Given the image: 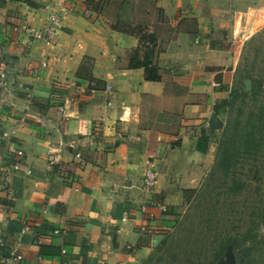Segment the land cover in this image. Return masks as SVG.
Wrapping results in <instances>:
<instances>
[{
  "label": "crops",
  "instance_id": "crops-1",
  "mask_svg": "<svg viewBox=\"0 0 264 264\" xmlns=\"http://www.w3.org/2000/svg\"><path fill=\"white\" fill-rule=\"evenodd\" d=\"M155 3L167 20L149 27L151 82L130 68L140 38L87 0H0V264H141L202 183L213 144L197 150L201 129L215 138L204 125L230 97L264 0ZM60 11L53 45L34 41ZM149 169L159 176L146 194Z\"/></svg>",
  "mask_w": 264,
  "mask_h": 264
},
{
  "label": "rangeland",
  "instance_id": "rangeland-1",
  "mask_svg": "<svg viewBox=\"0 0 264 264\" xmlns=\"http://www.w3.org/2000/svg\"><path fill=\"white\" fill-rule=\"evenodd\" d=\"M115 1L121 7H107L105 15L111 21L118 18L149 28L161 20L153 10L154 0ZM238 48L233 90L247 92V96L220 116L223 127L213 138L211 163L197 193L182 206L170 233L141 264L209 262L221 247L240 240L250 230L258 241H264V25L241 41ZM248 82L252 85L250 91ZM227 140L233 144L230 153L223 156L220 147ZM260 246L248 242L236 251L232 247L229 250L239 261L243 249H249L254 264H263Z\"/></svg>",
  "mask_w": 264,
  "mask_h": 264
},
{
  "label": "trees",
  "instance_id": "trees-1",
  "mask_svg": "<svg viewBox=\"0 0 264 264\" xmlns=\"http://www.w3.org/2000/svg\"><path fill=\"white\" fill-rule=\"evenodd\" d=\"M18 1H24L29 2V0H18ZM156 2V0H154ZM154 2L153 10L157 15H159V18L162 22H165L167 19L164 17V12L161 9H158L156 7V3ZM119 2L115 0H87V6L88 8L98 14V15H106L107 7L110 6H118ZM121 7V4L119 5ZM112 28L114 31L127 34L130 36H134L137 38H140V41L142 43L141 48H139L137 51L133 53L130 68L137 69V68H144L146 73V80L151 82H158L161 80L159 75V69L158 67L152 62L151 58L153 56L152 50H150L151 46L154 43V37L153 35L149 34V28L147 25L138 23L133 24L126 21H123L121 19L116 18L113 21ZM145 52V58L143 61H139L140 52ZM87 61V60H86ZM90 61H88L89 63ZM85 78H88L90 82L93 81L92 75H86ZM247 96V92L244 93H237V91L232 90L230 97L228 100L224 101L220 110V107H215V113L218 117L225 115L227 111L233 107L235 102L240 99L241 97ZM200 138L198 142L197 150L202 154H207L209 146L211 145L213 141V136L210 134V132L201 129L200 132ZM251 134L249 135V137ZM229 137V136H227ZM250 141H254L256 143L257 140L251 139ZM232 142L230 140H227L226 142H223L222 146L220 147V154L221 155H228L230 153V148L232 146ZM223 160V158H222ZM197 193L196 190H187L184 192V204L188 205L190 199L194 194ZM173 212V210H172ZM179 217V216H178ZM253 230H250L244 235H241L240 240H235L234 243H227L225 247H221L219 251H216L214 255L212 256V259L209 262L205 263H190V264H219L222 260H224L225 255L230 247H232L235 251L238 250L243 244L252 242L253 244L261 245L260 246V253H264V241L259 240L257 238V235H254L252 232ZM170 232L166 231L164 232L165 235H168ZM244 255L240 257L238 264H254L253 260L255 258H252L251 253L249 249H243ZM264 264V261H263Z\"/></svg>",
  "mask_w": 264,
  "mask_h": 264
},
{
  "label": "built area",
  "instance_id": "built-area-1",
  "mask_svg": "<svg viewBox=\"0 0 264 264\" xmlns=\"http://www.w3.org/2000/svg\"><path fill=\"white\" fill-rule=\"evenodd\" d=\"M64 13L65 11H60V12H54L49 15V21L47 26L44 29L41 30H36V31H31L30 32V37L36 41L44 44L45 46H51L53 43L56 41L60 31L63 29V23H64ZM8 73L2 72L0 74V82L2 86H7L8 85V79H7ZM92 86L94 83L91 84ZM215 85V84H214ZM70 103L69 100L65 99L64 101L60 102L58 104V110L60 112H64L66 110L67 105ZM206 129H210L209 123H206L204 125ZM8 133H3V137L6 138L8 137ZM78 157L81 156L80 153L77 155ZM16 169H19V165L16 166ZM159 176V172L155 171L154 169H149L145 172L144 174V180L142 183V190L146 193H152L153 190L155 189V185L157 183V179ZM163 211L166 212L167 209L163 208ZM24 231V230H23ZM145 232V229L142 230V233ZM54 234L59 235L61 234L60 230H55ZM64 255L67 254V251L64 249L62 251ZM23 256L18 255L15 258L7 259L6 262L8 264H13V262H19L22 261ZM63 264H72L70 262H64Z\"/></svg>",
  "mask_w": 264,
  "mask_h": 264
},
{
  "label": "water",
  "instance_id": "water-1",
  "mask_svg": "<svg viewBox=\"0 0 264 264\" xmlns=\"http://www.w3.org/2000/svg\"><path fill=\"white\" fill-rule=\"evenodd\" d=\"M247 90L250 91L252 88L251 83H246ZM210 129L212 131H218L223 127V122L220 121L216 114H213L209 121ZM219 264H238V260L236 254L233 250H229L225 255L224 260H222Z\"/></svg>",
  "mask_w": 264,
  "mask_h": 264
}]
</instances>
